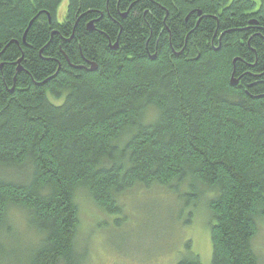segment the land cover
<instances>
[{
	"label": "trees",
	"instance_id": "obj_1",
	"mask_svg": "<svg viewBox=\"0 0 264 264\" xmlns=\"http://www.w3.org/2000/svg\"><path fill=\"white\" fill-rule=\"evenodd\" d=\"M62 1L0 0V264H85L79 195L120 229L151 191L259 264L264 0Z\"/></svg>",
	"mask_w": 264,
	"mask_h": 264
},
{
	"label": "rangeland",
	"instance_id": "obj_2",
	"mask_svg": "<svg viewBox=\"0 0 264 264\" xmlns=\"http://www.w3.org/2000/svg\"><path fill=\"white\" fill-rule=\"evenodd\" d=\"M252 1L257 7L260 6V0ZM67 2L63 0L58 8V22L64 20ZM140 194L138 200H129L127 219L120 229H116L114 219L108 220L107 224L103 223L104 215L97 211L84 194L79 195L77 204L80 227L77 240L88 251L85 264H176L187 256L184 248L187 241L191 242L192 251L199 256L201 264H210L211 244L206 203H202V208L194 213L187 227L176 225V228L179 227L176 229L168 219L175 218L180 211L175 210L180 206L175 197L164 194L159 196L164 200L158 201L153 191ZM180 216L183 221L186 212L182 211ZM15 219L20 226L19 215ZM258 228V235L253 240L254 252L259 264H264V221L258 224ZM175 230L179 240H176Z\"/></svg>",
	"mask_w": 264,
	"mask_h": 264
},
{
	"label": "water",
	"instance_id": "obj_3",
	"mask_svg": "<svg viewBox=\"0 0 264 264\" xmlns=\"http://www.w3.org/2000/svg\"><path fill=\"white\" fill-rule=\"evenodd\" d=\"M116 47H117V46L115 45L112 49H116Z\"/></svg>",
	"mask_w": 264,
	"mask_h": 264
}]
</instances>
